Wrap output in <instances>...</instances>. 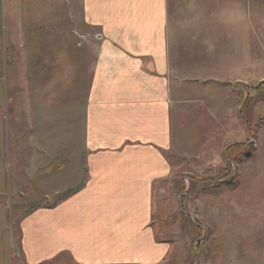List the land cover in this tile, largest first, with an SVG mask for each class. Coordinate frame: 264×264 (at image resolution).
<instances>
[{
  "label": "rangeland",
  "instance_id": "1",
  "mask_svg": "<svg viewBox=\"0 0 264 264\" xmlns=\"http://www.w3.org/2000/svg\"><path fill=\"white\" fill-rule=\"evenodd\" d=\"M180 2L170 57L182 104L203 83L213 107L174 108L172 174L155 186L159 239L171 245L159 264H264V0L200 1L214 9L206 18ZM98 51L79 0H0V264H26L22 219L66 197L67 179H46L50 159L36 150L56 159L68 144L77 160ZM43 264L79 263L65 252Z\"/></svg>",
  "mask_w": 264,
  "mask_h": 264
},
{
  "label": "crops",
  "instance_id": "2",
  "mask_svg": "<svg viewBox=\"0 0 264 264\" xmlns=\"http://www.w3.org/2000/svg\"><path fill=\"white\" fill-rule=\"evenodd\" d=\"M79 1L85 24L99 39L83 147L77 160L69 158L68 144L56 159L53 149L37 148L51 160L44 177L64 176L68 182L60 204L37 208L22 219L24 260L43 264L67 252L79 264H159L171 245L159 239L155 186L172 174V114L190 102L211 108L212 101L203 83H194L201 85L202 94L185 88V95L196 91V97L182 104L185 78L170 57L171 16L181 0ZM200 1L209 0H192V8ZM228 1L213 0L223 10ZM202 7L195 8L203 9L205 18L213 16V7ZM63 156L67 160L60 169L49 171Z\"/></svg>",
  "mask_w": 264,
  "mask_h": 264
}]
</instances>
